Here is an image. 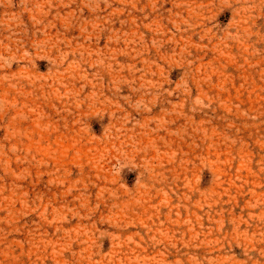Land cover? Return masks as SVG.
Here are the masks:
<instances>
[{"label":"rangeland","instance_id":"obj_1","mask_svg":"<svg viewBox=\"0 0 264 264\" xmlns=\"http://www.w3.org/2000/svg\"><path fill=\"white\" fill-rule=\"evenodd\" d=\"M0 264H264V0H0Z\"/></svg>","mask_w":264,"mask_h":264}]
</instances>
